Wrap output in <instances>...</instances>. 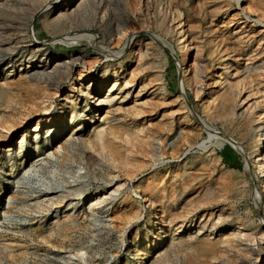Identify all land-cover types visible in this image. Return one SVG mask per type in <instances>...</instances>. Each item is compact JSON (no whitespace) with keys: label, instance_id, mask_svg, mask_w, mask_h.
<instances>
[{"label":"rangeland","instance_id":"1","mask_svg":"<svg viewBox=\"0 0 264 264\" xmlns=\"http://www.w3.org/2000/svg\"><path fill=\"white\" fill-rule=\"evenodd\" d=\"M46 3L60 6L0 0V264H264V184L247 161L264 119V0H78L60 20ZM81 31L126 49L107 58L56 41ZM21 33L42 47L32 54ZM43 53L61 54V71L74 61L59 88L22 70ZM96 73L109 80L95 85ZM115 81L127 101L90 100Z\"/></svg>","mask_w":264,"mask_h":264},{"label":"bare ground","instance_id":"2","mask_svg":"<svg viewBox=\"0 0 264 264\" xmlns=\"http://www.w3.org/2000/svg\"><path fill=\"white\" fill-rule=\"evenodd\" d=\"M74 1H78V0H66V1L60 0L59 8H57L55 4L53 5L52 3H46L45 5H43V7L41 9L46 10L48 12H51V11H53V9L57 8V10L60 12L59 15H58L59 20H60V18L68 19L69 18V13H66L65 9H66L67 6H69L70 2H74ZM79 1H81V0H79ZM56 4H59V2H56ZM32 18H34V16H32ZM46 18H48V17H46ZM45 22L46 23L48 22L47 19H46ZM173 35H174L175 43H176V45L178 47V50L180 52V57L178 59V63H179L180 69H181V78L183 80H185V78L189 77L188 74H189L190 49H189V46L187 44L186 24L184 23L183 20H180V21H178L175 24V26L173 28ZM32 36L35 37V34L33 33ZM18 38L20 40H22L21 42H26L27 43V45L26 44L25 45L30 47V49L32 50V54H34V52H35L34 50L40 49V47H42V44L39 43V42H32V40L28 41L26 36H25V33L24 34H22V33L19 34ZM8 39H10V38H8ZM133 39L134 38L131 37L130 38V42L128 44H130ZM56 41L67 43V44H72V45H81L82 43L85 42L87 45H91L94 48H96L100 54H103L107 58H112V57L113 58H119L120 56H122V54L124 53V51L126 49V47H124V48H122L120 50H112V48L109 49L106 46L100 44V42L98 41V36L96 34H94L92 32H86V31H83V32L81 31V32H76V33H68V34H65L61 38H57ZM63 58L64 57L61 54L47 55V54L43 53L42 56H40L39 59H37V58L35 59V56H32V57L28 58L29 61L27 63V67L23 68L22 70H27L28 74H30L31 77H34V76L38 77L39 76L42 79V81L44 80V81L48 82L49 84L59 88L60 86H62L63 84H65L69 80L70 75L72 73V69H73V63H74L73 60H70L68 62H64L63 61V65H64L65 68L63 67V70L61 71L60 70V62H61V60ZM11 74H13V72H11ZM93 76L94 75L91 74V71H85L82 74V77L80 78L81 86H86V84L84 85V81L89 80ZM95 77H96L95 78V81H96L95 85H100L102 82L109 80V77H107V78L102 80V74H100V73L99 74L96 73ZM89 82H90V80H89ZM121 83H120V81L113 82V84H111L109 86L108 92L105 95L106 98H104V99L100 98L98 96V94L93 92L96 89L95 87L94 88L92 87V92H89L88 96L90 97V100H92V102H97L98 101L97 102L98 106L101 105V104H108L109 102L113 101L115 98H121V102H125V101L128 100L127 96H119L118 94H114V93L117 92L118 89H120ZM183 86H184V84H183ZM76 87L77 86H75V85L71 86V88H73V89L70 90V92L68 93L67 97L74 96L73 92L80 91V89L76 88ZM89 90H91V87H89ZM120 92H122V90ZM83 95H84V93L81 90V92H79V96H83ZM89 110H90L89 108L86 109V111H89ZM59 115H61V111H60ZM79 115H80L79 113H74V115L72 117L73 121H71V126L76 124L77 119H81V118H79ZM62 119H63V117L60 120H62ZM85 119L91 120L87 115H86ZM56 121H57V116H56V114L52 113V114H50L48 116L40 118L38 120V122L35 123L31 127V131L34 134H36L35 135L36 137L39 136V134L42 132V130L47 132V133H50L53 130L52 127H54V125L56 124ZM65 123L66 122H64V123L60 122V124H62L61 125L62 129L66 128V124ZM204 125L206 126V128L208 130L214 131V129L207 122H205ZM75 126H74L75 128L73 129L74 131H72L73 133L79 131L80 128H81V127H79L78 123ZM63 131H65V130H63ZM254 131L256 132L258 137H257V141L253 145V148H252L251 152L247 156V161H252L253 160L254 169L259 174V180L257 182H259V184H261L263 182L262 184H264V119L259 120L257 122V124L254 127ZM214 133H215V131H214ZM216 133H218V131ZM26 134H27V132H26ZM219 135L224 140L230 141V142H232V144L234 143L237 146L238 145L240 146V144L237 141L229 139L224 134H220L219 133ZM25 139H26V137L24 136L23 139L20 140V142L21 143L24 142ZM113 149H115V148H113ZM154 187H156V186H154ZM255 187H258V186H255ZM256 193H257V191H256ZM112 196L114 197L115 194L111 193V197ZM100 200H101L100 202L104 201L102 199H100ZM211 230H212L211 234H213L215 232L218 233L220 231L225 230V227L221 226V225H214ZM180 232H183L182 229H177L176 230V234H179ZM233 233H236V232L231 227L229 234H233ZM243 235H244V237L246 239L252 240L251 237L248 234L243 233ZM201 251H203V250H201ZM253 251H254V249H253ZM242 264H246V261L243 260Z\"/></svg>","mask_w":264,"mask_h":264}]
</instances>
